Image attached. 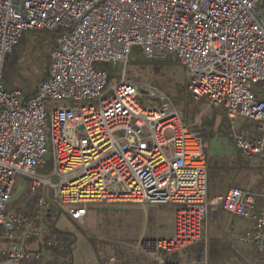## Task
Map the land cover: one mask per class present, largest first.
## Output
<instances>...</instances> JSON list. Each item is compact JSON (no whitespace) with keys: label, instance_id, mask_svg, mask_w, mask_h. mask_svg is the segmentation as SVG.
<instances>
[{"label":"built area","instance_id":"obj_1","mask_svg":"<svg viewBox=\"0 0 264 264\" xmlns=\"http://www.w3.org/2000/svg\"><path fill=\"white\" fill-rule=\"evenodd\" d=\"M28 30L57 34L46 77L21 102L1 79L6 56ZM137 46L147 60L175 58L189 93L224 110L232 126L253 122L251 137L232 130L234 145L247 156L264 154V0H0V264L42 255L28 242L51 244L42 221L54 205L79 223L98 204L174 207L172 236L141 238L135 247L154 264H197L180 255L220 209L253 223L241 240L264 255V209L256 210L255 195L231 188L209 197L202 140L166 94L126 79ZM103 64L121 68L108 89ZM49 153L51 173L39 176ZM17 176L30 194L26 214L8 207Z\"/></svg>","mask_w":264,"mask_h":264},{"label":"rangeland","instance_id":"obj_2","mask_svg":"<svg viewBox=\"0 0 264 264\" xmlns=\"http://www.w3.org/2000/svg\"><path fill=\"white\" fill-rule=\"evenodd\" d=\"M56 34V32L46 30L24 31L12 52L6 56L7 64L4 62L1 83L5 90H19L21 92L20 101L32 96L45 78L50 65V50L54 45ZM100 67L106 70L108 75H112L109 77L106 89L121 79L119 65L103 64ZM125 75L126 79L153 86L170 98L183 124L202 140L205 157L208 162L211 160V164L213 158L231 150V145H233L232 130L239 135L244 132L249 133V137L253 135L255 127L253 122L240 119L232 126L226 118L224 110L208 107L204 98L195 99L187 89L186 71L175 58L168 59L166 62H151L143 57L140 47H133L129 54ZM252 87L256 88L255 85ZM107 97L108 95L105 96V98ZM96 103V100H87L83 102V105H96ZM150 104L155 107L158 103L151 102ZM46 116L47 124L43 129L50 149L49 112ZM252 159L255 157H251ZM52 167V156L49 153L46 163L42 168H38L36 173L39 176L47 177L50 175ZM24 180L25 178L22 176L15 178L13 188L15 191L12 202L8 206L21 214L28 212L27 201L30 198ZM52 182L55 183L56 179L53 178ZM46 193L49 198H52L51 189H47ZM32 199L35 200L36 197L33 196ZM135 207L149 208L144 215L140 209ZM174 210V207L167 205L98 204L89 206L83 223H79L71 220L54 205L52 212L42 221L43 239L51 241V244H42L38 238L32 239L34 244L31 250L39 254L43 253V256L32 263L44 264L45 262L50 263L51 260L56 262L60 255L64 257L68 254L65 248L71 235L65 232L64 218L70 221L73 229H71V233L75 232L85 236L99 257L103 256L102 259L105 261H108L109 257L120 261L124 256H130L129 251L138 252L135 247L142 237L136 242L135 239L143 225L147 229L148 235L151 231L168 233L170 227L167 220L170 214L171 217L173 216ZM101 262L103 263L102 260Z\"/></svg>","mask_w":264,"mask_h":264},{"label":"crops","instance_id":"obj_3","mask_svg":"<svg viewBox=\"0 0 264 264\" xmlns=\"http://www.w3.org/2000/svg\"><path fill=\"white\" fill-rule=\"evenodd\" d=\"M232 144L229 152H223L222 155L212 159L217 166V173L223 179L220 181H223L224 185H222H226V187L212 188L208 196L222 195L231 188H239L254 194L256 210H262L264 209V154L247 156L235 147L234 142ZM221 146L223 147L222 144ZM251 157H255V159L251 160ZM135 208L140 209L145 215L149 207ZM171 218L170 214L167 220L170 227L168 233L151 231L148 235L147 229L143 225L135 242L140 237L148 239L171 237L173 233ZM64 219L65 232L71 235V239L65 248L68 254L64 257L60 255L56 262L51 260L50 263L45 262L44 264H129L130 262V264H154L141 252L130 251V256H124L120 261L112 257L105 261L102 259L103 256L99 257L94 252L85 236L75 232L74 234L71 233L70 221L67 218ZM252 229V222L216 209L213 215H209L202 223L200 239L185 249L180 257L197 264H264V255L260 254L255 247L241 240L242 236ZM29 242L31 243L28 244V247L31 249L34 243L32 240ZM41 254L43 256V253ZM180 257L179 255L172 256L173 259ZM34 261L23 262V264H36L32 263Z\"/></svg>","mask_w":264,"mask_h":264},{"label":"trees","instance_id":"obj_4","mask_svg":"<svg viewBox=\"0 0 264 264\" xmlns=\"http://www.w3.org/2000/svg\"><path fill=\"white\" fill-rule=\"evenodd\" d=\"M168 59H171V58H168ZM168 59L163 60V61H153V60H150V61L151 62H166ZM5 62L7 64L6 58H5ZM46 75H47V73H46ZM35 91H34V93H35ZM212 162L213 163L211 164V160H209V162H208V160H206V164H207V191H208V193L210 192V190L212 188H219L220 189L222 187H226V185L223 186L224 185V182L223 181H220V180H223V179H221L220 175L217 173V166L214 164V161L213 160H212ZM225 172H226V170H225ZM225 183H227L226 180H225ZM213 186H215V187H213Z\"/></svg>","mask_w":264,"mask_h":264}]
</instances>
